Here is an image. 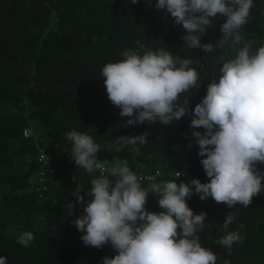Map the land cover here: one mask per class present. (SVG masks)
I'll return each instance as SVG.
<instances>
[{
  "label": "trees",
  "instance_id": "16d2710c",
  "mask_svg": "<svg viewBox=\"0 0 264 264\" xmlns=\"http://www.w3.org/2000/svg\"><path fill=\"white\" fill-rule=\"evenodd\" d=\"M156 3L0 0V256L7 257V264H102L103 257L117 254L107 244L100 249L86 246L81 240L85 233L73 224L82 213L73 193L79 190L87 198L90 181L99 173H87L59 155L71 151L68 131L92 136L99 145V160H125L138 177L159 171L156 182H208L199 146L191 136L190 116L168 126L158 121L127 126L129 117H121L120 109L109 101L100 71L106 63L123 59L125 49L142 53L137 41L152 50H169L191 59L198 72L200 89L180 98L182 102L191 96L188 107L194 109L207 85L219 82L222 63L233 59L244 44L251 45L252 52L264 45V0H253L239 30V44L232 38L222 46L217 42L226 20L218 14L206 32L198 34L201 44L214 45L211 52L184 44L181 37L187 31ZM25 130H30L27 136ZM146 131L150 135L145 144L114 142ZM41 151L48 155L45 162L38 160ZM257 169L264 172V164ZM148 183L141 180L142 187ZM155 195L149 193L146 208L160 212ZM69 200L76 205L72 215ZM186 202L195 214L206 213L205 226L197 235L203 247L216 253L217 264H264V191L249 207L229 208L211 197L201 200L193 187ZM229 212L233 222L225 229ZM26 231L34 236L28 247L17 243ZM227 232L242 237L230 253L216 243Z\"/></svg>",
  "mask_w": 264,
  "mask_h": 264
},
{
  "label": "clouds",
  "instance_id": "9594fccd",
  "mask_svg": "<svg viewBox=\"0 0 264 264\" xmlns=\"http://www.w3.org/2000/svg\"><path fill=\"white\" fill-rule=\"evenodd\" d=\"M155 7L166 9L174 24L187 31L181 37L184 44L211 52L214 45L201 44L198 34L205 33L219 14L226 20L221 25L223 36L217 42L222 46L232 38L239 44V30L254 4L253 0H157ZM136 43L142 53L125 49L123 59L106 63L100 71L109 101L120 109L121 117H129L127 126L145 122L152 126L157 121L168 126L190 116L191 136L199 146L208 182H156L154 176H149L147 187H142L144 178L138 177L125 160L115 164L99 160L100 149L94 138L71 130L66 138L72 144L70 155L76 168L99 173L90 181L87 198L79 190L73 193L82 208L73 224L85 233L81 240L86 246L100 249L107 244L117 253L103 257L102 264H217L216 253L203 247L197 235L205 226L206 213L195 214L186 201L194 187L201 200L211 197L229 208L249 207L253 198L264 191V172L257 169L258 164H264V45L255 52L248 44L239 48L233 59L222 63L219 82H210L206 95L189 109L191 96L181 102V94L195 89L193 94L202 83L198 85L193 61L169 50H152L140 41ZM199 128L204 131H196ZM149 135L147 131L125 135L114 142L142 145ZM149 193L159 197L162 211L146 208ZM67 208L72 215L76 205L69 200ZM232 222L229 212L223 227L227 229ZM33 239V234L26 231L17 243L28 247ZM241 239L238 232H227L216 243L230 253ZM0 264H7V257L0 256Z\"/></svg>",
  "mask_w": 264,
  "mask_h": 264
},
{
  "label": "built area",
  "instance_id": "2783aa9c",
  "mask_svg": "<svg viewBox=\"0 0 264 264\" xmlns=\"http://www.w3.org/2000/svg\"><path fill=\"white\" fill-rule=\"evenodd\" d=\"M24 135L25 136H27L28 135V133H27V130H25L24 131ZM70 152L71 151H68V152H60L59 153V155L62 157H65V158H68V159H70V160H72V158H71V155H70ZM38 160L39 161H42V162H45V161H47L48 160V155L46 154V153H44L43 151H41L40 153H39V156H38ZM116 163V161H114V162H109V164H115ZM159 171H156L154 174H149V175H144V178H146L147 179V177H149V176H157V175H159ZM141 176V175H140Z\"/></svg>",
  "mask_w": 264,
  "mask_h": 264
},
{
  "label": "rangeland",
  "instance_id": "374dc122",
  "mask_svg": "<svg viewBox=\"0 0 264 264\" xmlns=\"http://www.w3.org/2000/svg\"><path fill=\"white\" fill-rule=\"evenodd\" d=\"M27 133L29 134L30 133V130H27Z\"/></svg>",
  "mask_w": 264,
  "mask_h": 264
}]
</instances>
